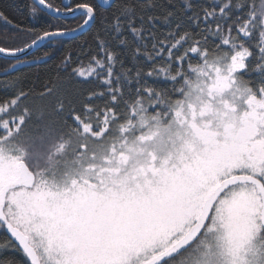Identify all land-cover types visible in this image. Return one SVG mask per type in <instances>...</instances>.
<instances>
[{
    "label": "rangeland",
    "instance_id": "rangeland-1",
    "mask_svg": "<svg viewBox=\"0 0 264 264\" xmlns=\"http://www.w3.org/2000/svg\"><path fill=\"white\" fill-rule=\"evenodd\" d=\"M247 59L233 48L227 59L206 61L168 124L153 122L92 167L71 163L62 181L37 179L34 189L11 192L5 214L41 263L144 264L189 231L225 179L250 176L264 185V91L254 96L237 79ZM13 125L0 142V193L22 162L31 170L13 145ZM261 206L253 186L228 191L207 239L179 264H264Z\"/></svg>",
    "mask_w": 264,
    "mask_h": 264
},
{
    "label": "trees",
    "instance_id": "trees-1",
    "mask_svg": "<svg viewBox=\"0 0 264 264\" xmlns=\"http://www.w3.org/2000/svg\"><path fill=\"white\" fill-rule=\"evenodd\" d=\"M43 1L58 11L90 8L95 21L81 37L50 42L23 61L0 58V142L5 125L18 124L13 145L37 179L62 181L71 163L94 165L153 122L168 124L194 72L233 48L248 54L240 84L254 96L264 91V0H116L109 10L96 0H71L68 10L63 0ZM87 20L52 18L31 0H0V50L23 51ZM25 62L35 64L15 70ZM84 71L91 74L82 78ZM203 239L206 230L165 264L189 262ZM0 264H29L1 221Z\"/></svg>",
    "mask_w": 264,
    "mask_h": 264
},
{
    "label": "water",
    "instance_id": "water-1",
    "mask_svg": "<svg viewBox=\"0 0 264 264\" xmlns=\"http://www.w3.org/2000/svg\"><path fill=\"white\" fill-rule=\"evenodd\" d=\"M38 9L46 13L52 18L67 20L74 18L78 15L85 14L88 16V20L84 26L73 31H64L57 33H49L40 37L36 42L30 45L28 48L20 52H6L0 50V58L10 61H23L27 57L34 55L41 48L46 46L48 43L62 40V39H74L84 35L94 24L95 15L92 9L87 7H79L72 11H58L51 8L43 0H31ZM98 6L102 10H109L116 2V0H96ZM71 5V0H63V7L69 9ZM35 63L25 62L18 65L15 70L23 68L25 66H30ZM37 183V178L35 174L31 172L26 163L22 162L20 165L19 177L12 183L6 185L0 193V221L4 223L6 228V234L8 238L19 248V251L26 257L29 264H41V261L35 251L31 246L29 238L25 236L21 231L16 229L7 219L5 214V208L7 203V198L9 194L13 191L26 189L32 190L35 188ZM250 185L256 190V193L261 201V211H260V223L264 228V185L257 178L250 176H234L225 179L220 183L218 187L211 193L208 199L205 201L202 213L198 217L197 222L190 228V230L171 248L162 254L158 255L154 259L144 263V264H165L171 261L186 251H188L200 237L205 232L211 218L213 211L220 201V199L231 189L241 186Z\"/></svg>",
    "mask_w": 264,
    "mask_h": 264
},
{
    "label": "flooded vegetation",
    "instance_id": "flooded-vegetation-1",
    "mask_svg": "<svg viewBox=\"0 0 264 264\" xmlns=\"http://www.w3.org/2000/svg\"><path fill=\"white\" fill-rule=\"evenodd\" d=\"M8 219V218H7ZM9 221V220H8ZM10 222V221H9ZM259 222H260V220H259ZM11 223V222H10ZM12 224V223H11ZM13 225V224H12ZM261 225V224H260ZM14 226V225H13ZM262 228V227H261ZM190 230V229H189ZM22 232V231H21ZM262 232H263V230H262ZM24 234V233H23ZM25 236H27L28 237V235H26V234H24ZM29 238V237H28ZM181 239V238H180ZM179 239V240H180ZM29 241H30V238H29ZM178 242V241H177ZM176 242V243H177ZM176 243H174V244H176ZM30 244H31V242H30ZM173 244V245H174ZM173 245H171V246H169L167 249H165V250H163L160 254H162L163 252H165V251H167L169 248H171ZM31 246H32V244H31ZM33 247V246H32ZM34 248V247H33ZM35 249V248H34ZM36 251V250H35ZM36 253H37V255H38V252L36 251ZM39 257V256H38ZM40 259V258H39ZM42 264V263H41Z\"/></svg>",
    "mask_w": 264,
    "mask_h": 264
}]
</instances>
